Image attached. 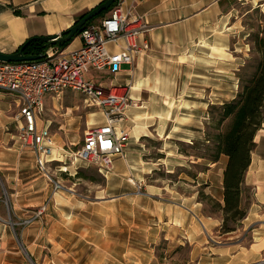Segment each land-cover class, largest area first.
Masks as SVG:
<instances>
[{
	"label": "crops",
	"instance_id": "crops-1",
	"mask_svg": "<svg viewBox=\"0 0 264 264\" xmlns=\"http://www.w3.org/2000/svg\"><path fill=\"white\" fill-rule=\"evenodd\" d=\"M101 1L0 0V51L12 53L35 36H61L81 14ZM231 1L123 0L124 6H134L135 12L148 22L149 30L144 34L148 48L133 64H124L115 74H106L109 82L104 80L107 84L129 85L132 100L115 124L117 131L128 132V142L123 156L114 158L113 168L99 171L106 178L100 193L113 201L125 199L132 203V210L136 200H143V215L160 229L153 237L188 248V264H264V120L254 136L255 146L242 183V204L248 200L246 214L230 231L221 230L222 211L219 207L209 209L206 198L223 205L227 156L221 154L211 162L184 154L178 147L179 142H208L205 124L209 106L227 102L235 95L230 85V48L236 33ZM255 2L262 3L264 12V0ZM80 45L77 35L62 49ZM219 64L226 68L215 73V65ZM216 79L227 82L221 92H216ZM58 99L49 95L45 98L44 108L49 107L53 115ZM18 104L14 95L0 91V193L5 190L9 194V207L2 204L0 196V264H54L52 255H44L40 249L52 236L36 231L39 222L33 221L29 228L16 233L7 220L8 208L18 224L27 207H37L50 196L52 201L57 197L70 199L53 190L47 174L39 170L34 152L22 146L19 127L23 120L16 119ZM74 110L66 107L62 112L65 121L57 127L50 115L41 116L38 121L40 126H48L52 134L55 161H63L66 152L57 147L58 141L63 145L70 142V132L78 129L74 116H69ZM85 122L92 126L84 133L104 124L105 118L101 112L85 116ZM154 140L159 147L151 146ZM187 161L196 168L192 178H188L190 184L182 186L180 178L186 177L181 175L173 183H145L158 166L173 173ZM119 180L133 186L114 184ZM136 181L142 184L139 191ZM245 189L250 190L248 199ZM146 239L151 240V234ZM65 254L70 256V251L64 249Z\"/></svg>",
	"mask_w": 264,
	"mask_h": 264
},
{
	"label": "rangeland",
	"instance_id": "rangeland-1",
	"mask_svg": "<svg viewBox=\"0 0 264 264\" xmlns=\"http://www.w3.org/2000/svg\"><path fill=\"white\" fill-rule=\"evenodd\" d=\"M230 4L233 8L232 22L236 28L230 48L232 60L230 85L232 94L235 91L236 95L241 80L249 78L254 73L261 58L255 46L254 36L256 33L260 35V30L264 28V12L262 3L255 0H232ZM98 19L93 21L97 22ZM223 68H226V65H215L214 72L220 73ZM90 75L101 80L107 77L106 74L93 70L90 71ZM108 78L105 81L109 82ZM226 83L222 82V79H216V92H221L220 88L226 87L224 85ZM64 95L66 99L63 98ZM8 100L13 101L11 97ZM213 105L209 106L206 122L212 115L217 116L216 111L211 107ZM55 107L57 108L55 115L46 106L42 116H51L53 125L57 127L65 121L66 117L62 112L66 107H74L75 110L72 111L73 113L70 111L69 116H74L78 129L70 132V142H65L63 145L62 141H58L60 144H57V147L66 151L63 153V161L48 164L45 175L47 174V180L52 184L54 191H60L59 194H64L70 199L57 197L52 201L50 196L37 207H27L18 224L14 223L16 216L8 208L7 217L10 219L7 220L13 230L17 233L22 228H29L31 222H39L36 231L52 236L51 240L43 242L40 249H43L44 255L48 252L52 255L54 264H188V248L178 246L176 242L164 240L162 237H153L160 229L151 223L150 217L143 215L146 212L143 209L146 208L143 200L134 202V210L131 209L132 203H128L125 199L111 200L109 195L100 193L99 188L106 183V178L101 175L98 167L86 161L73 162V153L80 147L84 131L92 126L89 125L91 120L88 121L89 123L85 122V116L101 113L100 108L85 101L82 94L70 90L60 95ZM211 132H214V129H211ZM73 142L76 144H71ZM151 146L159 147L160 144L154 140ZM178 147L187 155H200L203 152L202 147L192 143H183ZM153 150L156 152L155 149ZM195 171L196 168L188 161L184 166L176 168L173 173H166L162 166H158V169L145 178V183H173L177 181V176L181 175L186 179L180 178L179 183L185 186L190 184L188 178L191 179ZM54 182L60 184L61 188L55 189ZM116 183L133 186L126 180L115 181L114 184ZM134 184L139 191L141 182L136 181ZM244 191L248 199L250 190ZM0 196L2 204L6 203L9 207L8 192L2 190ZM244 204L247 205L248 200ZM208 205L209 209H213L211 202ZM39 211L41 212L38 213ZM36 213L38 215L28 222L27 220L33 218ZM228 225L235 228L237 224L228 221ZM149 234L152 236L151 240L146 239ZM64 249L70 251V256L63 255Z\"/></svg>",
	"mask_w": 264,
	"mask_h": 264
},
{
	"label": "built area",
	"instance_id": "built-area-1",
	"mask_svg": "<svg viewBox=\"0 0 264 264\" xmlns=\"http://www.w3.org/2000/svg\"><path fill=\"white\" fill-rule=\"evenodd\" d=\"M148 30V22L135 12L134 6L126 7L123 0H118L105 16L83 27L78 34L79 47L65 50L48 45L39 53V59L0 61V91L18 99L16 119L23 120L19 139L22 146L34 152L40 171L45 173L48 164L56 159L48 126L38 124L45 98L48 95L59 98L67 90L82 94L85 101L100 108L105 118L104 124L84 133L73 160L90 162L100 172H109L114 158L123 156L128 132L117 131L115 124L132 100L130 86L107 84L91 76L90 71L115 74L124 64H133L148 48L144 38ZM54 188L61 186L54 182ZM38 213L27 221H32Z\"/></svg>",
	"mask_w": 264,
	"mask_h": 264
},
{
	"label": "trees",
	"instance_id": "trees-1",
	"mask_svg": "<svg viewBox=\"0 0 264 264\" xmlns=\"http://www.w3.org/2000/svg\"><path fill=\"white\" fill-rule=\"evenodd\" d=\"M116 2L117 0L109 8L88 20L83 27L94 19L105 16ZM85 14L86 12L81 14L78 20ZM83 27L75 36L80 33ZM67 31L68 29L63 31L61 36L66 35ZM259 33L260 35L256 33L254 38L261 58L254 73L249 78L241 80L239 89L232 99L211 106L217 116L212 115L205 124V139L208 142H192V145L202 147L203 150L200 155L194 154L195 156L205 157L211 162L217 161L221 154L227 156L223 171V205L220 206L212 198L206 197L208 203L211 202L214 207L221 209L223 219L221 229L223 231L234 229V226L228 225V221L235 225L246 214L247 205L242 204L241 201L242 183L250 163L251 152L255 146L254 136L264 120V28ZM72 39L67 42L54 41L51 44L62 49ZM21 46H24V55H36L48 45L35 36L32 39H27ZM211 129H214V132H211ZM182 144L178 143L180 146ZM179 150L183 153V150L180 148Z\"/></svg>",
	"mask_w": 264,
	"mask_h": 264
},
{
	"label": "water",
	"instance_id": "water-1",
	"mask_svg": "<svg viewBox=\"0 0 264 264\" xmlns=\"http://www.w3.org/2000/svg\"><path fill=\"white\" fill-rule=\"evenodd\" d=\"M116 0H102L96 6L91 8L86 12V14L76 21L67 31L66 35H52V36H42L39 37L42 41L47 43V45H51L54 41H61L67 42L72 39L76 33L83 27V25L93 17L100 14L103 10L109 8ZM118 1V0H117ZM31 37L30 39H32ZM23 47L20 48L12 53H4L0 51V61L1 62H16V61H24V60H36L40 58V54L36 55H24L23 54Z\"/></svg>",
	"mask_w": 264,
	"mask_h": 264
}]
</instances>
